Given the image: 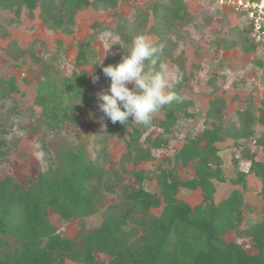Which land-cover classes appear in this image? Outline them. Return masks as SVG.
I'll list each match as a JSON object with an SVG mask.
<instances>
[{
	"label": "rangeland",
	"instance_id": "1",
	"mask_svg": "<svg viewBox=\"0 0 264 264\" xmlns=\"http://www.w3.org/2000/svg\"><path fill=\"white\" fill-rule=\"evenodd\" d=\"M60 1L57 0L58 4ZM153 3L157 6L153 7ZM59 5L58 15L63 18L75 11L68 29L46 20L40 2L30 10L17 2L0 0V89L7 86L1 79H13L17 86L10 97L2 98L0 94V138L5 141L3 149L8 156L6 163L0 164V179L11 175L28 185L31 179H37L40 170L54 162L59 151L83 149L91 169L105 175L101 185L97 178L88 183L93 195L91 208L70 222H61L58 214L50 213L51 221L82 245L86 235L103 224L109 206L125 203V183L142 185L158 196L161 185L157 176L162 168L173 167L168 161L179 152L185 139L220 125L227 134L217 143L225 180L212 179L216 190L213 200L218 204L232 191L239 190L244 202L240 212L221 214L217 229L224 240L258 253L252 245L250 230L264 222V168L259 165L264 163V147L257 142V137L264 133V125L259 121L264 108V53L251 38L239 13L221 7L218 0H118L114 9L98 4L97 0H88L82 7L68 1L63 8ZM136 7H141V13L136 12ZM176 7H180L181 16H177ZM108 33L119 39H110ZM141 34L155 42L169 39L172 55L165 62L185 72L189 79L180 99L170 103L179 119L174 133L163 134L169 139L168 144L154 149L153 159L135 165L125 161L130 135L120 129L107 138L99 133L108 128L110 121L104 119L98 108L96 92L110 86L102 66L121 62L125 53L119 48L122 35L132 41ZM110 44L113 45L107 49ZM81 48L86 50V60L78 58ZM80 75L85 77L83 88L88 97H76V92L67 88L65 100L74 101L70 108L74 118L59 126L50 125L42 105L36 101L37 95L43 87L54 88L53 83L64 77L72 80ZM94 76L99 77L95 83ZM213 100H219L221 118L208 114ZM248 105L256 109L257 120L249 125L255 131L253 139L245 134L241 127L243 119L236 114ZM154 116L162 119L165 111ZM160 133L162 129L154 126L145 132L140 143L146 147L147 135L155 138ZM235 153L240 155L239 161L235 160ZM137 171L142 173V181L135 175ZM180 175L183 180L195 176V161L182 167ZM177 197L192 207L206 204L200 188L180 187ZM161 211L162 206H153L134 212L151 221ZM133 225L129 222L123 228L129 231ZM137 227L139 236L144 227ZM95 254L99 261L111 259L104 252ZM66 264L76 262L67 260Z\"/></svg>",
	"mask_w": 264,
	"mask_h": 264
},
{
	"label": "trees",
	"instance_id": "2",
	"mask_svg": "<svg viewBox=\"0 0 264 264\" xmlns=\"http://www.w3.org/2000/svg\"><path fill=\"white\" fill-rule=\"evenodd\" d=\"M8 1L17 2L30 10L38 7L40 2L42 16L46 20L51 19L54 26L62 25L65 29L71 25L75 11L69 12L68 18H63L58 15L59 4L63 8L65 1L76 7L88 3V0H61L59 4L57 0ZM97 3L113 9L118 6V0H97ZM156 6L153 3V7ZM180 7L174 9L177 16H181ZM136 12L141 13V7H136ZM156 43H166L163 57L165 61L172 55L171 42L169 39H161ZM130 45L131 38L122 35L119 48L127 53ZM79 57L86 60L85 49L79 50ZM180 72L181 79L171 89L177 97L189 79L185 72ZM84 79V75L72 80L64 77L62 81L53 83L54 88L43 87L40 90L36 101L42 105L46 122L59 126L61 122L74 118L70 112L74 101L66 103L65 95L67 88H70L76 92V97H88L83 88ZM1 81H5L7 85L0 89L2 98L10 97L12 91L17 90L15 81ZM98 92L100 91L96 92V96ZM218 104L219 100H213L208 114L221 118L223 113ZM161 110L165 111V117L158 119L153 115L151 123L146 126L131 121V118L126 125L119 122L114 124L100 111L110 123L105 131L99 133L107 138L120 129L130 135L125 161L139 165L153 159L154 149L168 144L169 139L164 135L175 132L179 119L177 113L170 109V104L163 106ZM255 110V107L248 105L247 109L236 111L237 116L243 119L241 127L251 139L254 138L255 131L249 125L257 120ZM259 121L264 125V108ZM154 126L162 129V133L155 138L147 135L144 139L147 143L145 147L140 141L145 132ZM225 135L227 134L222 126L215 125L213 129L203 130L200 135L186 138L179 152L168 161L173 167L162 168L157 176L161 185L158 196L142 185L136 187L125 183V203L109 206L103 224L93 233L87 234L82 245L62 232L51 221L50 213L58 214L61 222H70L78 214L91 208L93 195L88 183L97 178L101 185L105 175L91 169V162L84 158L83 149L77 151L68 148L64 152L59 151L54 162L46 170H40L37 179H31L28 185L11 175L1 178L0 264H66L67 260L76 264H264V222L257 223L250 230L252 245L258 249V253L247 251L237 242L224 240L221 231L217 229L220 215L240 212L244 202L239 190L232 191L218 204L213 200L216 190L212 179L225 180L221 169L222 158L219 155L221 148L217 145ZM257 142L264 147V133L257 137ZM5 145V141L0 138V164L8 160L7 152L3 149ZM239 158L240 155L235 153V160L239 161ZM192 160L195 161V176L183 180L180 169ZM55 164L57 165L54 166ZM259 165L264 168V163ZM135 175L142 181L140 171L135 172ZM105 184L108 186L107 182ZM180 187L200 188L206 204L192 207L179 199L177 194ZM153 206H162V211L151 221L134 212ZM129 222L134 225L126 231L123 226ZM137 226L144 227L139 236H136ZM132 236H136L133 241ZM96 251L109 254L111 259L99 261Z\"/></svg>",
	"mask_w": 264,
	"mask_h": 264
},
{
	"label": "clouds",
	"instance_id": "3",
	"mask_svg": "<svg viewBox=\"0 0 264 264\" xmlns=\"http://www.w3.org/2000/svg\"><path fill=\"white\" fill-rule=\"evenodd\" d=\"M107 35L112 40L119 39L115 34ZM164 49V43H156L148 35H137L121 62L102 66L110 86L97 93L98 108L112 123L126 125L131 118L137 124L149 125L163 106L180 99L171 89L182 74L163 60ZM98 79L94 76L93 83Z\"/></svg>",
	"mask_w": 264,
	"mask_h": 264
},
{
	"label": "built area",
	"instance_id": "4",
	"mask_svg": "<svg viewBox=\"0 0 264 264\" xmlns=\"http://www.w3.org/2000/svg\"><path fill=\"white\" fill-rule=\"evenodd\" d=\"M218 4L241 14L251 38L264 53V0H218Z\"/></svg>",
	"mask_w": 264,
	"mask_h": 264
}]
</instances>
